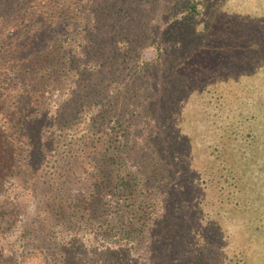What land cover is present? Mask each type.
<instances>
[{
	"label": "trees",
	"instance_id": "trees-1",
	"mask_svg": "<svg viewBox=\"0 0 264 264\" xmlns=\"http://www.w3.org/2000/svg\"><path fill=\"white\" fill-rule=\"evenodd\" d=\"M168 1L160 10L98 7L88 28L81 6L60 12L52 38L65 41L25 56L22 67L33 74L49 69L54 92L76 71L72 113L69 97L52 110L31 89L20 105L24 72L13 64L6 74L0 63V264H21L28 248L44 264H134L150 247L152 229L164 223L167 188L183 179L194 182L200 207L205 189H216L218 216L225 206L246 207L241 186L262 180L253 159L264 147V23L249 12L209 14L200 8L205 0ZM139 42L157 49L154 60H142ZM79 117L83 127L73 123V133ZM67 131L76 142L70 151ZM171 136L190 161L199 159L196 169L178 170ZM132 151L143 166L149 152L152 173L134 168ZM154 175H166L169 184L152 186ZM202 208L199 226L212 221L221 228L223 216L210 220ZM253 241L235 238L227 255L220 248L216 264H252Z\"/></svg>",
	"mask_w": 264,
	"mask_h": 264
},
{
	"label": "rangeland",
	"instance_id": "rangeland-1",
	"mask_svg": "<svg viewBox=\"0 0 264 264\" xmlns=\"http://www.w3.org/2000/svg\"><path fill=\"white\" fill-rule=\"evenodd\" d=\"M148 1L0 0V63L4 66L3 70L6 74H9L5 67L15 64V66L19 67V71L24 72L25 69L22 65H24L23 61L25 56L33 55L38 49L44 50V53H46L47 50L54 49L58 45L59 41L65 38L63 36L52 38V31L54 26H56L62 19L59 17L60 12L67 7L73 10L78 5V7L81 6L82 9L87 10L86 26L88 28L90 25L94 24V21H91L90 19L92 16L90 12L98 7H108L112 10L119 7L132 8L134 5L141 6L143 8L144 5H147L150 10H160L164 8L165 5L169 4L168 0H159L155 3ZM146 2L148 4H146ZM182 5L183 4L180 6ZM201 7L204 11H207L209 8V14L212 12L214 13V10L226 11L230 16L232 14L246 15L247 12H249L248 14L250 19H261V28L264 23V0H205L204 5L200 6V8ZM134 8L137 10L136 7ZM70 14H72V12H70ZM175 16L176 15H173L172 17ZM233 18H231L232 21H234ZM239 24H242V21ZM239 24L233 22L232 26H240ZM219 25L221 28L223 27L221 26L222 23ZM200 27L204 28L203 26ZM154 29H156V38H159L161 33L157 28L154 27ZM251 34L252 33H250V35ZM139 45L141 46L140 49L143 52L142 60L150 62L156 58V48L153 46H148L146 48L141 42L136 44V46ZM72 46L74 45L72 44ZM81 63L82 62H79L78 64ZM79 79L80 78L76 71H70L67 78L64 79L61 89L54 92V89L58 87L52 83L53 81L49 69L39 71L35 74L31 71H29V73L24 72L22 80L23 89L18 92L19 95L22 94V100L14 98L13 101L17 100V102H21L20 105L25 104L27 100V93H29V90L31 89L34 91L35 96L46 104V108H52V110H55L58 104L63 103L69 97L68 104L66 103V110L69 114L72 113V110L76 105L74 99V97H76L75 88H77ZM43 81L50 83L48 87H46L45 83V85H43ZM149 87V82L146 81L143 83V88L146 93L148 92ZM110 89H117L115 83L111 84ZM84 113L85 112H83L82 115H85ZM177 119L178 118H173L171 121L174 123ZM80 120L82 119L79 117L71 122V132L74 133L73 123H76V129L83 127V125L79 126L80 124H78ZM85 122L88 126L87 119H85ZM261 122L264 123V120ZM182 127L183 130L187 129V125L185 124H182ZM83 133H85V130ZM176 136H179L178 130L175 132L174 137L176 138ZM64 137L65 142L68 145V150L70 151V149L76 144L75 139L69 131L65 132ZM175 138L171 136V143L174 144L177 142L179 147L175 152L181 159L178 170L183 171L187 169H196L199 159L196 160L195 158L194 161H190L188 155L182 154V150L185 148L184 143H181L179 140L176 141ZM178 151L180 153H178ZM148 153L149 152L146 153L147 159L142 157L145 161V165L143 166L141 155H139L138 152L135 153L132 151L131 157H134V159L131 162L134 168L138 169L137 167L142 165L143 172H153V169H155L154 162L152 156ZM57 157L58 156H56V158ZM261 159H264V147H262V150H259V154H257V156L253 159L254 161L257 160L253 163L254 165H257V168L262 176V180H258L257 182H246L245 187L241 186L244 199L243 204L246 205V207H242L240 210H236L235 212H228V207L225 206L227 213H221L220 216H218L216 209H218V206L223 207V205H221L218 201L217 191L214 187L205 189V196L202 195V197H207V199L203 201L204 204L201 206L203 207L202 210L210 215V220H217L223 216V225H221V228H214L215 224L212 221H208V223L211 224V227L199 226L201 224H205V221H201L202 216L200 215L201 207L199 201H193L192 193L195 191L192 190V186L194 185L192 180L188 181L187 179H183L180 182V187L176 185L174 191L167 188V213L165 212L164 216L163 213L160 214V217L163 218L162 222L164 221V223L155 225V228L152 229L151 232L150 247L138 251L141 257L132 263L216 264L218 261L217 254L221 253L220 248H222L227 255L229 249L233 248L235 238L239 237L243 241H251L254 239L253 243L257 244L254 250L256 254L252 258L251 263L264 264V161ZM156 176L157 179H155ZM165 176L166 175H154L153 178L150 179V184L152 186H167L169 184V179H166ZM238 218L240 219L239 223ZM204 235L208 238L207 243H205L206 239ZM215 241L220 244L217 243L215 246ZM198 251L200 253H197ZM21 264H44V262L36 251L32 248H28V251L25 253V259H23Z\"/></svg>",
	"mask_w": 264,
	"mask_h": 264
}]
</instances>
